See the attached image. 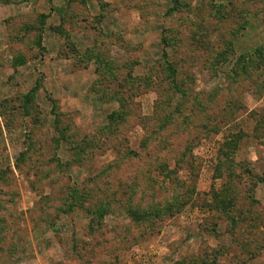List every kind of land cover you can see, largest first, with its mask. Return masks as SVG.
<instances>
[{"label":"rangeland","instance_id":"1","mask_svg":"<svg viewBox=\"0 0 264 264\" xmlns=\"http://www.w3.org/2000/svg\"><path fill=\"white\" fill-rule=\"evenodd\" d=\"M262 57L264 0H0V264H264Z\"/></svg>","mask_w":264,"mask_h":264},{"label":"trees","instance_id":"2","mask_svg":"<svg viewBox=\"0 0 264 264\" xmlns=\"http://www.w3.org/2000/svg\"><path fill=\"white\" fill-rule=\"evenodd\" d=\"M262 59H264V57H262ZM247 69V67L245 66L240 72V75L239 74H236V77H234V79H233V81L234 82H241V81H243L244 80V78L245 79H247V78H249L250 77V74H248L249 72H247L246 73V70ZM246 74V75H245ZM198 106V108H205V106L202 104H200V106H199V104L197 105ZM209 107V106H208ZM202 112H204V110H202ZM190 118V116H185L184 117V119L187 121L188 119ZM173 121V120H172ZM257 122H258V124H259V126L261 127V130L263 131V134H264V115H262L260 118H258L257 120H256ZM239 137H241L240 135H235V136H231L230 138H231V141H232V143H233V146H235L236 145V143H237V139L239 138ZM162 143V142H161ZM232 147V146H231ZM231 149V148H230ZM235 149V148H234ZM163 168H165V165L163 166ZM74 192H76V190H74ZM82 205V204H81ZM81 205H80V207H81ZM72 207H75V204L73 203L72 204ZM158 213H159V208H158V211H157ZM98 216L99 217H102V214H98ZM143 216V217H142ZM144 217H145V214L144 215H141V219L142 220H144Z\"/></svg>","mask_w":264,"mask_h":264}]
</instances>
